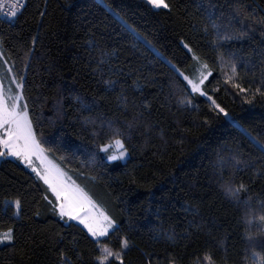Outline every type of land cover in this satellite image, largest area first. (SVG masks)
Here are the masks:
<instances>
[{"label":"trees","instance_id":"trees-1","mask_svg":"<svg viewBox=\"0 0 264 264\" xmlns=\"http://www.w3.org/2000/svg\"><path fill=\"white\" fill-rule=\"evenodd\" d=\"M165 2L24 0L16 17L0 18V53L46 154L117 221L100 243L121 251L120 238L129 241L123 264H255L264 257V0ZM204 64L206 96L179 74L196 77ZM113 139L124 160L98 151ZM241 184L239 199L226 193ZM53 199L35 173L0 157V233L13 229L0 264H98L94 239L55 214Z\"/></svg>","mask_w":264,"mask_h":264},{"label":"snow or ice","instance_id":"snow-or-ice-1","mask_svg":"<svg viewBox=\"0 0 264 264\" xmlns=\"http://www.w3.org/2000/svg\"><path fill=\"white\" fill-rule=\"evenodd\" d=\"M146 3L156 9L169 8L165 0H146ZM22 7L23 5L19 4V0H0V15L10 18L16 17ZM239 35L243 36L245 33ZM185 47L187 48V45ZM196 59L198 61V58ZM8 71L11 72V69L9 68ZM231 73V76L226 77V83L231 82L236 76L235 64H231ZM210 74L208 65L204 64L198 79L188 76H184L183 79L187 82L186 86L190 87L192 93L206 96L207 94L202 91V88ZM12 81L16 83L17 89L22 90V83L16 82L15 77H12ZM235 87L239 88L241 92L245 91V89L240 88L239 84H236ZM8 91L10 92V90ZM208 99L214 109L224 113L225 116L228 115L224 108L211 100V97ZM118 135L119 133H114V136ZM256 142L260 151L264 152V141ZM98 151L104 153L108 161L123 159L127 153V149L120 139H113L109 144L99 146ZM9 156L15 157L31 168L37 178L47 186V190L54 198L49 203L55 214L61 219L76 221L87 230L100 252V255L96 257L98 264H111L112 260L118 264H123L121 253L129 243L126 238L119 240L121 251H113L107 244L100 243V238H107L117 230V221L107 212L101 210L84 188L68 176L58 164L49 159L46 155V149L34 129L32 119L29 116L28 105L26 102H22V91L9 95L6 93L3 84L0 83V157ZM241 190H246L242 184L238 188L231 185L226 187V193L235 199H239ZM14 203L19 210L20 201L16 200ZM245 203L247 202L245 201ZM12 240L13 229L9 228L7 232L0 233V242ZM204 259L208 264H212L210 256H206ZM255 264H264V257L255 261Z\"/></svg>","mask_w":264,"mask_h":264},{"label":"rangeland","instance_id":"rangeland-1","mask_svg":"<svg viewBox=\"0 0 264 264\" xmlns=\"http://www.w3.org/2000/svg\"><path fill=\"white\" fill-rule=\"evenodd\" d=\"M0 63L2 64V72H1V74H0V83H2L3 84V86H4V88H5V90H6V93L7 94H9V95H11V94H15V93H18V92H21V89H17V87H16V83H14L13 81H12V77H14L12 74H11V72H9L8 71V69H9V66H8V64L6 63V61L2 58V56H1V53H0ZM201 68H202V66L200 67V69H199V71H198V73H197V75H196V77H190V76H188L189 78H196V79H198L199 78V75H200V72H201ZM180 74V76L182 77V79H183V77L184 76H187L186 74H184V73H179ZM205 74L207 75V72H205ZM184 80V79H183ZM185 81V80H184ZM16 82H18V83H20V81L19 80H17L16 79ZM186 82V81H185ZM187 83V82H186ZM190 88V87H189ZM8 90H10V92L8 91ZM203 91V90H202ZM22 102H23V100H22ZM47 155V154H46ZM49 157V156H48ZM8 158H10V159H14V160H17V161H19L24 167H26L28 170H30V171H32V169L31 168H29V167H27L23 162H21L20 160H18V159H16L15 157H11V156H9ZM126 158V156L123 158V159H120V160H124ZM49 159L50 160H52L50 157H49ZM53 161V160H52ZM54 162V161H53ZM55 163V162H54ZM57 164V163H56ZM33 172V171H32ZM34 173V172H33ZM100 207V206H99ZM100 209H101V207H100ZM102 210V209H101ZM66 219V218H65ZM73 222H75V223H77L78 224V222H76V221H73ZM82 228H84L82 225H80ZM85 231L87 232V230L85 229ZM4 233V232H3ZM90 235V234H89ZM3 242H6V241H3ZM0 243H2V242H0Z\"/></svg>","mask_w":264,"mask_h":264},{"label":"built area","instance_id":"built-area-1","mask_svg":"<svg viewBox=\"0 0 264 264\" xmlns=\"http://www.w3.org/2000/svg\"><path fill=\"white\" fill-rule=\"evenodd\" d=\"M19 4L20 5H24V0H19ZM22 8H20V10H21ZM19 10V11H20ZM0 18H2V19H6V20H8V19H12V18H10V17H7V16H5V15H0Z\"/></svg>","mask_w":264,"mask_h":264}]
</instances>
